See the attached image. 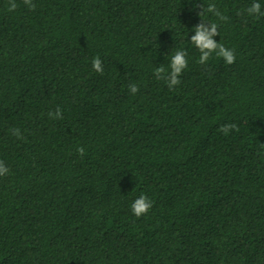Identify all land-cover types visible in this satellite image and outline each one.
Masks as SVG:
<instances>
[{"label":"trees","instance_id":"trees-1","mask_svg":"<svg viewBox=\"0 0 264 264\" xmlns=\"http://www.w3.org/2000/svg\"><path fill=\"white\" fill-rule=\"evenodd\" d=\"M253 2L16 0L9 12L0 0V264H264V16L247 14ZM210 3L227 22L198 15ZM201 19L218 23L233 64L215 53L198 63ZM177 49L188 67L170 90L154 69ZM57 106L63 119L48 116ZM230 123L239 130H218ZM142 194L152 208L136 217Z\"/></svg>","mask_w":264,"mask_h":264},{"label":"clouds","instance_id":"clouds-1","mask_svg":"<svg viewBox=\"0 0 264 264\" xmlns=\"http://www.w3.org/2000/svg\"><path fill=\"white\" fill-rule=\"evenodd\" d=\"M23 4L31 10H34L36 5L33 0H23ZM198 13L200 17L207 13H211L218 18L219 21L227 22L229 17L221 13L214 3L208 4L206 10L203 9ZM18 8L16 0H8L7 11L13 12ZM246 12L249 16L259 18L264 16V11H262L261 4L258 0L247 7ZM220 35L217 22H205L201 19V22L194 26V34L191 35L190 41L192 45L198 49L200 55L198 58V63L206 64L207 61L212 57L213 53L217 57L223 58L225 64L231 65L236 61V55L234 49H229L225 47L222 43H218L214 39L215 36ZM92 68L98 73H103V64L99 57H95L92 60ZM188 67L187 52L183 49H177L176 52L171 56L168 69H165L162 65L154 69V75L157 80H163L168 88L171 90L174 86L181 83L180 76L184 69ZM129 90L131 94H135L139 91V87L136 84H130ZM48 116L51 119H63L62 109L57 106L54 112L50 111ZM235 129L238 131V127L234 123L221 125L218 129L220 132L227 135L231 130ZM13 136L20 138L21 131L19 128L10 129ZM77 152L80 156L85 154V149L79 147ZM9 173V168L5 165L4 161L0 160V177H4ZM152 208V201L146 195H140L131 204V211L136 217H141L146 215L148 211Z\"/></svg>","mask_w":264,"mask_h":264}]
</instances>
